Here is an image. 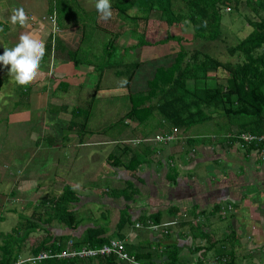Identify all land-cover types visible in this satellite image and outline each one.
I'll list each match as a JSON object with an SVG mask.
<instances>
[{
    "label": "crops",
    "instance_id": "1",
    "mask_svg": "<svg viewBox=\"0 0 264 264\" xmlns=\"http://www.w3.org/2000/svg\"><path fill=\"white\" fill-rule=\"evenodd\" d=\"M94 2L95 0H74L67 5L66 13L70 14L77 5L79 8L74 15L78 11L84 13L85 8L91 12L96 10ZM54 5V0H0V24L6 25L0 26L3 50L13 47V43L17 44L18 42L14 41H19L20 35L25 33L24 30L40 37L45 43L51 26L42 22V17L51 13ZM17 8H23L25 12L24 25L8 23L13 10ZM71 15L66 19L65 24H69L63 27V31L80 30L78 25L72 22ZM30 16L38 22H30ZM89 67L81 65L80 68ZM80 68L74 69L68 80H77L79 83H74L80 85L79 87L83 86L84 75V72L79 71ZM6 70V67L0 70V74ZM41 71L39 68L36 76L28 83L29 86H14L18 88L14 90L15 108L25 104L29 112L26 113L25 108L20 111L29 118L33 111L39 113L40 110L54 105L49 97L53 94L49 87L54 84L55 77L46 73V70ZM61 73L63 76L64 72ZM47 74L53 78L48 85ZM65 78L68 79V75H64L63 79ZM4 79L5 84L6 76ZM57 80L61 81L59 78ZM4 92L0 88L1 105L6 101L2 98L5 97ZM14 117H17L19 126L23 121L22 116L19 118L14 112L9 114L7 121L14 122ZM2 118L0 108V194L5 198L0 202V245L3 244L2 234L13 232V228L23 223L20 221L22 216L25 220L35 215L33 220L40 224L39 229L29 235V239L38 240L28 247V251L23 249L19 258L23 253L33 256L32 246L44 236L55 238L71 235L80 239L88 228L103 227L106 229V237L123 241L129 253L135 257L139 256V261L144 263L173 264L170 259L172 256L177 260L175 264H221L217 263L216 258L228 256L230 264H264V157L254 150L242 148L238 143L225 140L222 134L217 133L216 122L212 124L214 129L208 122L205 124L206 129L199 133L193 132L192 129L178 130L175 139L167 144L158 142L159 146L155 144V137L166 132L155 123V130L147 136L149 139L146 138L150 143L149 147H153L151 157L133 174L112 163L115 157L121 155L117 144L119 141L124 142L128 137L132 141H139L146 137L140 126L128 127L127 136L122 139L115 136L114 131V127L120 125H109L106 133L105 130L102 131L104 135H100L98 142L109 146L115 144L108 156L107 167L103 162L92 160L97 158L98 152L89 151L82 154L83 144L87 146L83 138L84 135L90 134V130L87 128L85 132L74 134L68 126L72 122H82L72 118L64 130L67 132L63 134L62 144L65 150L69 148L71 151L66 157L72 166L66 167L65 178L59 175L45 182L41 181L44 177L40 175L48 172L50 162L47 164L45 161L46 155H54L52 151L60 149L58 136L24 132L23 142H18L16 136L11 138L3 135V129L7 128L4 121H7ZM35 122L40 123L37 119ZM171 132H174V129H171ZM96 134L91 132V135ZM216 135L217 138H214ZM77 136L79 139L75 145L73 141ZM6 137L8 140H17L16 152L3 144ZM138 146L140 144L132 147ZM73 149L81 155H74ZM36 156L41 159L37 168L33 163ZM52 161L59 162L56 158ZM78 165L80 167L76 168ZM37 170L39 171L36 173ZM75 171L80 172L82 177L85 176L82 179L85 184H74ZM106 180L110 182L107 183ZM127 182L132 183L135 190L133 198L128 200L116 194L125 189ZM68 186L79 196V201L74 204L72 211L81 219V224L74 229L57 220L47 223L45 216L52 201ZM125 214L132 223L119 230V222ZM142 219H147L145 222L158 220L161 228H147L146 224L141 222ZM6 222L9 225H4ZM137 223L143 225L136 227ZM1 227L10 231L4 232ZM22 231L25 232V226ZM94 259H90L92 261L87 264H129L116 259Z\"/></svg>",
    "mask_w": 264,
    "mask_h": 264
},
{
    "label": "trees",
    "instance_id": "2",
    "mask_svg": "<svg viewBox=\"0 0 264 264\" xmlns=\"http://www.w3.org/2000/svg\"><path fill=\"white\" fill-rule=\"evenodd\" d=\"M54 1L55 5L51 11L54 9L58 11L57 23L59 27L63 28L66 26L63 19L65 16H70L64 9L66 1ZM241 5L250 11L249 15L247 12L244 13V22L248 23L250 31L229 49L232 56H237L236 63L222 62L210 54L198 50L191 51L183 43L187 39L183 36L169 34L160 41H151L147 38L149 35L150 38L155 36L157 21L152 20V15L154 12H158V20L165 21L169 26L180 25L191 28L194 39L216 41L221 38L223 33L225 10L227 8L230 10L231 6L234 9H239ZM111 7L113 14L109 19H102L96 10L92 20L95 22L98 20V28L104 29L103 31L110 33L111 36L110 40L104 44L100 55L94 54L91 49L87 50L83 45L88 38L86 26L79 31L81 45L77 49L65 45L59 37L53 48V50H57L56 57H58V51L62 50L65 58L71 60L76 68H80L81 65L92 66L96 72L97 88L105 71L111 69L116 70L119 76L124 75L127 71L126 73L130 74L128 82H132L138 69L143 65L142 62L126 64L125 72L118 70L130 49L137 46L166 45L167 42H174L178 45H172V49L175 50L174 54L169 55L168 61L163 60L156 67L152 79L148 82L149 89L137 94L131 92L129 96L130 109L117 122V125L131 127L133 121H137V128L146 129L153 124L151 129L154 131L156 121L157 127L162 128L166 132L165 134H170L171 129H176L177 132L178 130H188L218 117L219 120H216L217 133L222 134V137L230 142L237 143V135L240 133L257 135L264 133V0H111ZM83 12L86 17L82 18V25L89 21L88 18L91 14L86 10ZM0 26L6 25L1 23ZM129 31L133 33L132 36L138 43L132 48L127 46L121 48L117 42ZM52 36H54L53 32L49 41L45 43L43 62L47 61V58L52 54ZM120 50L123 52L122 55L118 54L121 53ZM96 96L97 93L93 95L92 102L86 111H81L80 107L72 110L74 116L85 113L86 119L81 124L72 122L69 125L70 128L78 126L79 133L87 130V125L91 120V108L95 105ZM67 108L66 105L61 106L63 110H67ZM89 109L91 110L89 111ZM110 125L114 127L116 124ZM143 131L142 133L146 137L141 139L138 147L119 142L118 149L121 150V155L114 158L113 165L123 167L134 174L138 172L141 165L149 160L153 147H149L145 141L149 135L148 131ZM242 148L249 151L254 150L263 157V145L259 143ZM134 191L132 183L127 182L125 189L116 194L124 196L128 200L133 198ZM77 201H79L77 192L71 186L66 187L63 193L52 201L50 210L44 212L47 216V223L57 220L71 229L79 226L81 219L72 211ZM34 218L35 215L25 218L23 224L13 228V232L2 234L0 264H11L19 259L29 235L39 229L40 224H37V221L33 220ZM146 220L142 219L141 222L146 224ZM128 223H132L129 216L122 217L119 222V230ZM24 226L25 232L22 231ZM105 232L106 229L103 227H91L80 239L71 235L55 238L44 236L36 245L32 246L31 252L33 256L44 251L56 254L39 264H87L92 261L90 259L94 258H62L58 254L69 249L99 248L111 240H117L106 237ZM225 257L227 262L221 264H230L229 257ZM106 258L111 261L115 260L114 256L98 257L94 260L103 261L102 259ZM136 258L140 260L139 256ZM170 259L173 264L177 262L175 257L171 256Z\"/></svg>",
    "mask_w": 264,
    "mask_h": 264
},
{
    "label": "rangeland",
    "instance_id": "3",
    "mask_svg": "<svg viewBox=\"0 0 264 264\" xmlns=\"http://www.w3.org/2000/svg\"><path fill=\"white\" fill-rule=\"evenodd\" d=\"M66 6H64V9L66 11L67 5H69L71 0H65ZM90 1V0H88ZM95 3V2H94ZM79 8V5L75 6V10L72 11V13L68 14L71 15L74 12H76ZM85 10H87L85 8ZM88 11V10H87ZM134 11V10H133ZM90 14L89 16V21L84 23L82 25V18L86 17L84 13H78L76 15H71V20L75 24L78 25V27L81 29L82 27L86 26L87 30V35L88 38H86L85 42L83 45L87 50L91 49V51L94 54H101L104 44L108 42L111 38L110 33L104 32V29L98 28V20L92 21L94 18V14L96 10H90L88 11ZM226 13L223 15V33L220 39L216 41H209L205 39H194L193 38V31L191 28L188 27H182L180 25H173L169 26L165 21L158 20L159 13L154 12L152 15V20L157 21L156 25V31H155V36L150 38V35L147 37L151 41H160L165 39L169 34L170 35H175V36H183L187 39L184 40L183 43H185V46L190 49L191 51L198 50L203 53H208L211 56L217 58L218 60L222 62H232L236 63L237 61V56H232L230 53V47L236 45L239 40L243 37H245L249 31L250 27L248 26V23L244 22V16L247 12V15L250 14L249 9H246L245 6L241 5L239 9H234L232 6L230 10L227 8L225 10ZM251 16V15H250ZM252 17V16H251ZM68 17L65 16L63 19V22H66V19ZM65 20V21H64ZM9 23V21H8ZM49 23H47L48 25ZM66 24H69L67 22ZM101 25V24H100ZM51 25L49 24V27ZM102 26V25H101ZM104 27V26H103ZM107 27V26H106ZM49 30V37L51 36V33L55 30H53V27L51 26ZM106 29V28H105ZM80 30H68V31H63V28L59 27L58 24V30L55 33V36H52V50L54 46H56V40L59 38L62 39V41L65 43V45L70 46L72 49H77L81 45V34L79 32ZM25 33H28L24 30ZM16 33V32H15ZM132 32L129 31V33L123 37L122 39H119L117 44L121 46V48L126 47V45H136L138 42L135 40L136 38L132 36ZM49 37L45 41H49ZM14 42H19L18 40ZM44 43V44H45ZM16 43H13V46H15ZM172 45L178 46L174 42H167L166 45H159V46H146V47H134L133 49H130L128 52V55L123 59V64L118 67V70L126 71V64L130 63H135V62H142L143 65L138 69L135 78L132 80V82H128L129 78V73H126L122 76L117 75L116 70L111 69V70H106L104 77L99 85V89L96 87L97 85V80H96V72H91L93 71L92 66H90L88 69H82L80 68L79 71L84 72L83 75V86L79 87L80 85H77L79 83L77 80L69 82L70 78V73L74 72L75 70H78L76 67H74V64L71 60H68L65 58L64 53L62 50L58 51V57L56 52L57 50H53L52 54L47 58V61H40V66L39 68L43 71L46 70V73L52 74L53 77L61 79V81H58L57 79L53 81V78L50 77V75L47 74V79H49L47 85L49 84L50 81H53L54 84L49 87V89L53 92L52 96L50 97V100L52 102L53 107L55 111H53L52 105H50L48 108L40 110L39 113L33 111L31 113V117L29 118L26 115H23V110L25 108V112L28 113L29 110L25 107V104L19 105V107L15 108V103L13 102V98L16 96V92L14 90H18L17 87L14 86H24V85H17L15 83V80L13 78V75H10L8 72V69L3 72V74H0V88H2V91L4 92V96H2L3 101L5 103L1 105V97H0V108L2 111L3 118L2 120L7 121V117L11 112L16 113L19 118L22 116V123L18 126L17 124V117H14V122H11L10 120L7 121V123L4 121L5 126L7 128H4L3 135L7 137L14 138L16 136L18 142H23V134L24 132L28 133L29 132H35L37 135H56L58 136V143L60 144V149L53 150L54 155H46L45 161H47V164L49 165L48 172L45 175H40L41 177H44L41 181H49L51 179H54L56 176L61 175L62 177L67 176V169L66 167L72 166L69 162V159H67L66 155L67 153H71L70 149L67 148L65 150L64 145V136L67 130L66 129L67 123L69 124L70 119H74L76 121H79V123H83L84 118L86 117L85 113L79 114V116H76L78 114H73V109L76 107H80L81 111H86L89 108V104L92 102L93 95L97 93L96 100H95V105L92 107L91 111V120L89 124L87 125L88 130H90L89 135H84L83 140L87 143V146L85 143L83 144L84 146V151H82V154L84 152H89L91 151L92 153L98 152L99 154L96 156L97 158L92 159L93 161H98V162H103L107 165L108 167V156L109 154L113 151L115 148V144H111L109 146L108 144L106 145H101L100 142H98V139L101 138L100 135H104L102 131L106 129L108 130V127L110 124H116L117 122L125 116V114L129 111L130 109V94L131 92L137 94V93H142L146 92L149 89V80L152 79L155 69L158 66V64L161 61H168L169 60V55L174 54V51L172 49ZM9 46V45H8ZM130 46L129 48H132ZM121 52V50H120ZM119 55H122L123 52L118 53ZM120 57V56H119ZM91 59L95 60L94 58L91 57ZM87 67V65H85ZM4 70V69H3ZM41 71V72H42ZM64 72V75H68V79H63L62 73ZM45 73V74H46ZM44 74V75H45ZM91 74V76H89ZM98 74V73H97ZM4 76L7 78V82L4 84ZM79 79V77H76ZM52 79V80H51ZM63 79V80H62ZM58 81V82H55ZM77 82V83H74ZM26 86H29L28 83ZM20 96V95H19ZM18 96V98H19ZM52 98V99H51ZM15 99V98H14ZM62 105H67L69 109L63 110L61 109ZM28 107V105H26ZM32 109H34V105L32 106ZM61 109V110H59ZM89 109V111L91 110ZM39 120L40 123H36L35 120ZM73 120V121H74ZM216 120H219V118L215 117L212 121L209 123L211 124V127L214 129V126H212L213 122L215 123ZM42 121V122H41ZM156 123V121H155ZM133 126L137 127V121H133L132 123ZM131 125V126H132ZM69 127V126H68ZM79 127L75 126L74 128H71L72 132L74 134L79 133ZM193 132L199 133L202 132L203 129H206V125H198L193 128H191ZM209 130L210 129L208 127ZM39 130V131H38ZM141 132H144L143 130L148 131V134L150 135V132L153 133V130L151 127H148L146 129L140 128ZM64 131V132H62ZM96 132L97 134L91 135V132ZM115 131V136H118L119 139H122L123 137L127 136L128 133V127L122 126H116L114 127ZM70 133V131H68ZM6 133V134H5ZM98 136V137H97ZM148 136V135H147ZM4 139V145L7 146L10 150H15L17 151V145L16 142L17 140L11 139L8 140ZM78 137V136H77ZM216 138V137H214ZM78 138L74 139V144L76 145L78 143ZM126 139V138H124ZM149 139V138H147ZM20 140V141H19ZM141 139H139V142L137 140L132 141L130 140V137H128L124 142L122 141L123 144H130L131 146L134 145H139ZM146 141V140H145ZM2 142V141H1ZM120 142V141H119ZM119 142L117 144H119ZM147 142V141H146ZM160 141H157L155 143L157 146H159ZM163 144V142H160ZM20 144V143H19ZM147 144L150 145L149 142ZM102 147V148H101ZM64 150H61V149ZM74 155L80 153L77 152V150L73 149ZM89 156V155H88ZM33 160V163L35 164V167L37 168V164L40 163L41 159L39 156H36ZM56 158L57 161L53 163L52 159ZM76 168H79L80 166H75ZM82 168V167H81ZM40 170V169H39ZM37 170L36 173L39 171ZM83 171V170H82ZM72 174L73 176V182L74 184H85V181H82V179L85 178V176L82 177L80 172ZM85 174V173H83ZM89 176V174H88ZM80 180V182H76ZM93 180V178H92ZM107 183L110 182L106 180ZM94 182V181H93ZM2 200H5V198L0 194V202ZM12 221L14 219H11ZM20 221L24 223V217L22 216ZM21 223V224H23ZM4 225H9L8 222L4 223ZM9 228V226H8ZM8 228H2L4 232L10 231ZM38 239L31 238L28 239L24 245V250L28 251V247L31 246L35 241ZM1 241V240H0ZM27 247V248H25ZM31 256V255H30ZM28 254H22V259L30 257Z\"/></svg>",
    "mask_w": 264,
    "mask_h": 264
},
{
    "label": "built area",
    "instance_id": "4",
    "mask_svg": "<svg viewBox=\"0 0 264 264\" xmlns=\"http://www.w3.org/2000/svg\"><path fill=\"white\" fill-rule=\"evenodd\" d=\"M29 21L32 23H37L38 20L34 19V17L30 16ZM42 22L49 23L53 27V34L55 36V33L58 30V23H57V12L56 9L51 11L46 16L42 17ZM177 130L174 129V132L170 134H161L157 135L155 137L156 141L163 142V144H167L176 137ZM237 143L243 147V146H249L251 144L259 143L263 145L262 148V154L264 157V133L257 135V134H250V133H240L237 135ZM143 224L137 223L136 227H141ZM146 227L150 228L152 230H158L161 228V225L155 224L153 221H147ZM72 243V241H70ZM56 254H52L51 252L44 251L39 253L35 256H30L28 258L22 259L19 258L17 261L11 263V264H39V262H42L48 258H51L55 256ZM59 257L62 258H74L79 257L83 259L87 258H98V257H109L114 256L116 260L127 262L129 264H153V263H144L139 261L134 255L130 254L127 251L126 245L121 240H111L108 244H105L99 248H90V247H83L81 249H69L65 250L64 252L58 254ZM121 256H126V259H121ZM217 263H224L227 262V258H216Z\"/></svg>",
    "mask_w": 264,
    "mask_h": 264
},
{
    "label": "clouds",
    "instance_id": "5",
    "mask_svg": "<svg viewBox=\"0 0 264 264\" xmlns=\"http://www.w3.org/2000/svg\"><path fill=\"white\" fill-rule=\"evenodd\" d=\"M95 8L104 20L109 19L113 14L111 0H95ZM25 22L26 15L23 8L14 9L9 17V23L24 25ZM44 54L45 44L40 37L30 32L21 34L15 46L4 48L0 53V70L6 67L17 85H25L36 76Z\"/></svg>",
    "mask_w": 264,
    "mask_h": 264
},
{
    "label": "water",
    "instance_id": "6",
    "mask_svg": "<svg viewBox=\"0 0 264 264\" xmlns=\"http://www.w3.org/2000/svg\"><path fill=\"white\" fill-rule=\"evenodd\" d=\"M0 46H1V53L3 52V44L0 42Z\"/></svg>",
    "mask_w": 264,
    "mask_h": 264
}]
</instances>
